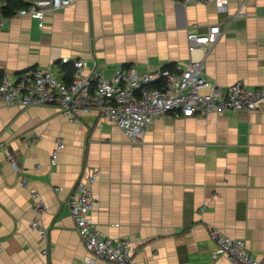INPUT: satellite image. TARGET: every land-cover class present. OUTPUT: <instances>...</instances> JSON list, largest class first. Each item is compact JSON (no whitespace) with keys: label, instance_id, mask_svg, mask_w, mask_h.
<instances>
[{"label":"crops","instance_id":"1","mask_svg":"<svg viewBox=\"0 0 264 264\" xmlns=\"http://www.w3.org/2000/svg\"><path fill=\"white\" fill-rule=\"evenodd\" d=\"M241 5L243 16L232 17ZM213 23L224 28L220 39L189 53L187 32ZM62 57L83 59L106 79L117 67L145 73L204 57L205 77L220 88L236 80L255 88L264 85V0H229L225 12L181 0H75L41 21L8 17L0 26V75L41 67L68 81ZM0 143V264H110L86 251L65 203L94 169L95 226L130 237L137 264H233L216 252L213 226L244 240L264 264V112L167 115L131 142L96 112L72 121L52 106L5 105ZM21 177L46 204L44 242L30 227Z\"/></svg>","mask_w":264,"mask_h":264},{"label":"built area","instance_id":"2","mask_svg":"<svg viewBox=\"0 0 264 264\" xmlns=\"http://www.w3.org/2000/svg\"><path fill=\"white\" fill-rule=\"evenodd\" d=\"M181 1L186 4L212 3L218 12H225L229 4V0ZM74 2L30 0L9 17L28 16L41 21L46 13ZM4 4L5 1L0 0V7ZM241 8L242 5L232 17L243 16ZM6 18L0 12V26ZM223 32L224 28L218 23L208 25L202 33L189 31L186 34L187 50L189 53L203 47L210 50ZM60 62L72 67L68 81L41 67H33L28 73L14 78L0 75V107L52 106L72 121H79L80 114L96 112L120 128L131 142L139 141L156 119L167 115L190 117L208 113L264 112V85L249 88L243 81L236 80L222 89L205 77L204 57L191 59L182 67H161L145 73H139L132 67H117L111 79H106L96 68L87 70L83 59L62 57ZM63 146V142H57L51 154V164L56 163L58 150ZM3 148L0 143V149ZM7 159L17 169L13 156L7 154ZM98 175V169H94L88 177L79 179L65 200L75 229L86 251L93 257L110 264H137L133 258L136 248L130 237L112 238L95 226L91 215L95 199L90 184L97 181ZM20 183L29 189L32 200L34 217L30 227L44 242L48 230L40 223L39 216L45 212L46 204L26 178L21 177ZM208 233L216 245V252L225 255L233 264H260L249 253L244 240L231 237L214 226ZM39 250L45 255L48 253L46 245Z\"/></svg>","mask_w":264,"mask_h":264},{"label":"trees","instance_id":"3","mask_svg":"<svg viewBox=\"0 0 264 264\" xmlns=\"http://www.w3.org/2000/svg\"><path fill=\"white\" fill-rule=\"evenodd\" d=\"M4 1H5V4L0 7L1 15H3L4 17L11 16V14L13 13L15 9H18V8H21L27 5V2L24 0H4ZM164 67L169 68V69L174 68L172 64L166 65ZM63 70L65 71L66 76H69V77L71 76L72 67L70 66V64L64 65Z\"/></svg>","mask_w":264,"mask_h":264}]
</instances>
